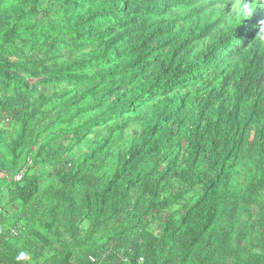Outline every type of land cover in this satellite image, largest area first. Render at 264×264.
Segmentation results:
<instances>
[{
	"label": "trees",
	"instance_id": "16d2710c",
	"mask_svg": "<svg viewBox=\"0 0 264 264\" xmlns=\"http://www.w3.org/2000/svg\"><path fill=\"white\" fill-rule=\"evenodd\" d=\"M252 3L0 0V264H264Z\"/></svg>",
	"mask_w": 264,
	"mask_h": 264
},
{
	"label": "clouds",
	"instance_id": "9594fccd",
	"mask_svg": "<svg viewBox=\"0 0 264 264\" xmlns=\"http://www.w3.org/2000/svg\"><path fill=\"white\" fill-rule=\"evenodd\" d=\"M262 3H264V0H255V2L252 3V5L255 6L256 10L253 12H251V16H263L264 15V7H262ZM257 11V12H256ZM256 29V35L258 34V32H260L261 34H264V23L260 24V25H255L254 27ZM20 175L17 176V179Z\"/></svg>",
	"mask_w": 264,
	"mask_h": 264
},
{
	"label": "snow or ice",
	"instance_id": "6c2138e0",
	"mask_svg": "<svg viewBox=\"0 0 264 264\" xmlns=\"http://www.w3.org/2000/svg\"><path fill=\"white\" fill-rule=\"evenodd\" d=\"M248 2H255V0H248ZM261 6L264 7V3Z\"/></svg>",
	"mask_w": 264,
	"mask_h": 264
},
{
	"label": "built area",
	"instance_id": "2783aa9c",
	"mask_svg": "<svg viewBox=\"0 0 264 264\" xmlns=\"http://www.w3.org/2000/svg\"><path fill=\"white\" fill-rule=\"evenodd\" d=\"M21 178V175L18 177V179H20ZM14 234H16V232H14Z\"/></svg>",
	"mask_w": 264,
	"mask_h": 264
}]
</instances>
